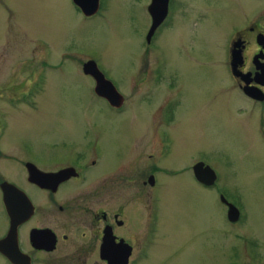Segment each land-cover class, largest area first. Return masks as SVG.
Listing matches in <instances>:
<instances>
[{
    "label": "rangeland",
    "instance_id": "rangeland-1",
    "mask_svg": "<svg viewBox=\"0 0 264 264\" xmlns=\"http://www.w3.org/2000/svg\"><path fill=\"white\" fill-rule=\"evenodd\" d=\"M191 1L201 10L196 12ZM256 3L257 0H189L187 13L177 17L159 38L168 58L166 70L175 80V91L180 96L176 124L181 126L184 141L177 147L173 166L184 167V189L175 187L176 178H167L162 202L159 201V220L167 221L169 226L164 228L169 239L161 255L151 254L145 264H226L233 260L250 264L253 256L248 259L245 253L257 249V264H264V145L257 135L249 140V126H255V118L250 121L244 111L230 113L245 104L238 100L239 91L229 90L223 49L231 23L243 20L259 7ZM143 7V0H108L104 17L86 19L71 0H0V69L3 64L5 69L14 68L16 58H29L17 67L23 69L26 79H16L14 75L13 88L20 89L28 82L39 57L51 59L44 64L46 81L43 91L34 98L33 108L8 106L5 98H0V112H9L2 142L27 137L35 141L39 138L43 143L46 139L63 141L64 137L82 136V141L99 137L111 142L110 139L127 140L132 136L134 114L147 121L149 108L128 106L124 114H115L91 92V80L80 72L77 63L93 57L108 67L129 93L138 61L145 64L148 60L149 66L153 61L148 59L153 58L151 53L143 52L136 33L147 23ZM5 69L0 70V85L8 72ZM0 89L7 93L5 85ZM200 151L222 175L223 188L240 199L242 220L236 224L226 220L221 200L209 195L193 179L192 157ZM129 215L134 218L132 212ZM182 228L184 253L177 250L175 256L165 257L166 250L174 248Z\"/></svg>",
    "mask_w": 264,
    "mask_h": 264
},
{
    "label": "flooded vegetation",
    "instance_id": "flooded-vegetation-1",
    "mask_svg": "<svg viewBox=\"0 0 264 264\" xmlns=\"http://www.w3.org/2000/svg\"><path fill=\"white\" fill-rule=\"evenodd\" d=\"M257 1L259 7L239 23H231L223 49L229 90L239 91L238 100L245 104L234 107L230 113L236 115L244 111L250 121L255 118V126H249V140L257 135L263 146L264 0ZM71 2L86 19L102 18L108 11V0ZM144 4L147 23L138 27L136 33L143 52L151 53L153 58L148 59L153 61L151 66L148 60L145 64L138 61L129 93L121 88L108 67L93 57L77 63L80 72L91 80V92L115 114H124L128 106L149 108L147 121H141L140 116L134 114L133 135L127 140L114 138L106 142L104 138L95 137L82 141V136L64 137L63 141L46 139L42 143L39 138L35 141L15 137L2 142L9 112H0V211L3 214L0 264H145L151 254L161 255L163 244L169 239L164 227L169 225L166 220L163 223L159 220V201L170 178H176L175 187L184 189V167L173 166L184 138L181 126L176 124L180 96L175 91V80L166 70L168 58L159 38L166 28L174 25L177 17L187 13L189 0L186 3L185 0H143ZM192 4L196 12L201 10L196 3ZM50 60L39 57L28 82L15 89L11 80L14 75L16 79H26L23 69L17 67H22L29 58L14 59V68H6L8 72L4 73L0 85L6 86L7 93L0 89V98H5L8 106L21 104L17 107L33 108L36 94L44 89V64ZM88 61L95 63L94 69L107 83L104 85L109 86L108 94L114 93L118 104L113 105L96 92V79L84 72ZM134 81L137 84L131 88ZM69 141L72 143L66 144ZM204 154L200 151L192 157L193 179L209 195L221 200L226 220L236 224L242 220L240 199L223 188L222 175L206 162ZM198 162L212 170H202L210 172V183L196 177L193 166ZM229 204L239 209L236 221L228 218ZM129 212L134 215L133 219ZM175 240L174 248H168L165 257L175 256L177 250L184 253V228L179 230ZM257 250L245 253L248 259L253 256L250 264H257L260 253ZM226 264L247 263L233 260Z\"/></svg>",
    "mask_w": 264,
    "mask_h": 264
},
{
    "label": "water",
    "instance_id": "water-1",
    "mask_svg": "<svg viewBox=\"0 0 264 264\" xmlns=\"http://www.w3.org/2000/svg\"><path fill=\"white\" fill-rule=\"evenodd\" d=\"M89 13V12H87ZM154 29V25L151 27V29L149 30V34L152 32V30ZM95 63L93 61H88L84 64V72L85 73H89L91 75L94 76V78L97 81V86L95 88L96 92L99 95L105 96L109 99L110 103H112L113 105L118 104V99L114 98L116 97V95L114 93L112 94H108V92H110V89L105 86L102 80V78L99 76V74L96 72V69H94ZM107 84V83H106ZM246 93H249V91L246 89ZM194 172L196 177H198V179L201 181H204L205 183H210L212 176L210 174V172L212 171L210 169L209 166H203L202 162H198L193 166ZM202 170H208L210 172H203ZM214 175V174H212ZM5 188H3V192H4V199L6 200V192H5ZM239 217V211L236 207H234L233 205L229 204V209H228V218L230 221H236Z\"/></svg>",
    "mask_w": 264,
    "mask_h": 264
}]
</instances>
